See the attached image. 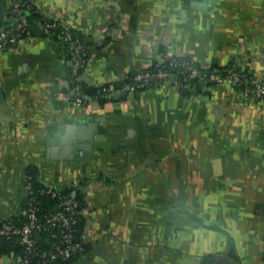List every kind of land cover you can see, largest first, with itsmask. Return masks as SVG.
I'll use <instances>...</instances> for the list:
<instances>
[{
    "label": "crops",
    "instance_id": "0c3cea01",
    "mask_svg": "<svg viewBox=\"0 0 264 264\" xmlns=\"http://www.w3.org/2000/svg\"><path fill=\"white\" fill-rule=\"evenodd\" d=\"M36 1L90 43V86L166 53L264 82V0ZM11 10L0 0V30ZM73 81L39 23L0 53V218L23 216L30 165L45 186H85L90 249L70 264H264V98L201 80L77 106Z\"/></svg>",
    "mask_w": 264,
    "mask_h": 264
},
{
    "label": "built area",
    "instance_id": "2783aa9c",
    "mask_svg": "<svg viewBox=\"0 0 264 264\" xmlns=\"http://www.w3.org/2000/svg\"><path fill=\"white\" fill-rule=\"evenodd\" d=\"M31 12L39 15V22L46 29L59 30L62 27L61 33L64 34L73 58L74 81L67 96L73 105H87L89 98L83 93L82 83L89 62L90 46L80 37L73 35L70 26L42 8L36 0H12V14L16 17V24L8 30H0V53L18 42L21 34L27 30L25 19ZM158 61L156 70L136 72L130 85L104 86L99 93L117 97L123 89L135 92L147 85L153 87L164 83H172L181 88L188 86L185 82L190 80H207L216 84L238 86L243 98L249 102L264 98V82L255 81L236 65L208 71L187 55L170 57L168 54H163ZM166 62L169 68L164 65ZM27 190L28 197L23 219L0 218V241L1 239L11 241L10 252L19 263L31 264L37 259L43 264H52L58 260L69 261L87 253L85 240L78 236L77 231L78 218L85 214L87 199L82 181L75 179L63 189L52 186L39 189L38 193L41 196L47 195L51 199L58 200L53 207L48 202V208H45L29 181ZM79 193L81 196H78ZM82 196L85 204L81 208ZM15 247L19 249L16 250Z\"/></svg>",
    "mask_w": 264,
    "mask_h": 264
},
{
    "label": "trees",
    "instance_id": "16d2710c",
    "mask_svg": "<svg viewBox=\"0 0 264 264\" xmlns=\"http://www.w3.org/2000/svg\"><path fill=\"white\" fill-rule=\"evenodd\" d=\"M10 20H11V24L8 25V26H5L4 29L8 30V29L12 28L16 24V17L13 14H11ZM25 22L27 24V30L24 33L21 34V37L19 38V40L24 38V37H26L28 35V33L30 32L32 26H35L36 24L39 23V15L34 13V12L29 13V14H27V18L25 19ZM61 29H62V27L59 28V30H53V29H46L45 28V30L47 32V35H51V36L59 39L61 41L62 46H63V51L64 52H68V54L71 55L70 50H69V46H68L67 42L65 41L64 34L61 33ZM71 29H72L71 31H72L73 35L78 36L81 39H83L84 41H86L83 38V36L79 32H77L74 28L71 27ZM86 43L88 45L90 44L88 41H86ZM90 49H91V47H90ZM90 52H91V50H90ZM166 54H168V53H166ZM168 55H170V57L178 56V55H172V54H168ZM86 57H88V55ZM158 62L159 61L154 62L150 67H148L146 69L137 70V71H133V72L129 73V76L127 77L126 80H121L118 83L114 84L113 86L114 87H119V86H124L125 87L126 85L127 86L130 85L132 83V77H133V75L136 72L147 71V70H149V71L156 70L157 69L156 63H158ZM164 65L166 66V68L170 67V66H168L167 62ZM220 68H223V67H220ZM213 69H215V68L205 69V70L211 71ZM200 82H201V80H199V81L198 80L187 81L185 83L188 84V86H186V87L183 86V87L180 88V90H182V92L187 93L192 88L197 87L200 84ZM104 86H111V84H102L100 86H90L87 83H85V81H84V83H82V89H83V93H84L85 97H94V98H97V99L102 100V101L113 100V99H116L118 97V96L117 97H111V96L107 95L106 93H99V91H101ZM153 87H157V86H153ZM146 88H152V86L151 85H147L144 88L137 89V91L144 90ZM25 174H26V181L27 182L29 181L32 184L33 189L39 195V198L43 201V204H44L45 208H48V204L49 203L51 204V207H53V205L56 204V202L58 201L57 199H55V200L51 199L47 195L41 196L38 193L39 189L44 188L45 185L40 184L38 182V172H37L36 167L29 165L27 167V169H26V173ZM78 196H81V193H79ZM84 204H85V201H83V196H82L81 206L80 207L82 208ZM21 218L23 219L22 216H21ZM84 226H85V217L83 215H80L79 218H78V224H77L78 236L83 237L82 231L84 229ZM85 246L88 248V250L90 249V245H88V243H86V242H85ZM11 249H12L11 241H6L4 239H1V241H0V254H2L3 252H10ZM15 249L18 250L19 247H15ZM78 258H80V257L71 259L69 261L58 260V261H56V262H54L52 264H70V263L76 261ZM31 264H43V263L39 262L37 259H34Z\"/></svg>",
    "mask_w": 264,
    "mask_h": 264
},
{
    "label": "water",
    "instance_id": "95a60500",
    "mask_svg": "<svg viewBox=\"0 0 264 264\" xmlns=\"http://www.w3.org/2000/svg\"><path fill=\"white\" fill-rule=\"evenodd\" d=\"M39 24L41 25V26H43L40 22H39ZM44 27V26H43Z\"/></svg>",
    "mask_w": 264,
    "mask_h": 264
}]
</instances>
